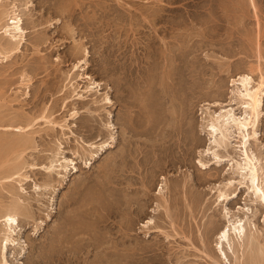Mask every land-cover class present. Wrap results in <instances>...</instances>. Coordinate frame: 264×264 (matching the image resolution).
I'll return each mask as SVG.
<instances>
[{
  "label": "rangeland",
  "instance_id": "374dc122",
  "mask_svg": "<svg viewBox=\"0 0 264 264\" xmlns=\"http://www.w3.org/2000/svg\"><path fill=\"white\" fill-rule=\"evenodd\" d=\"M22 1L25 41L0 57V123L35 121L15 152L25 177L0 182V204L17 198L32 215L18 218L9 264H223L217 233L243 217L238 207L250 209L258 239L224 249L232 263L257 264L264 208L243 189L218 200L236 184L223 186L230 161L211 164L206 125L209 111L228 108L231 79L258 80L256 65L264 73V0ZM259 132L264 157V103ZM231 134L230 154L218 152L238 161ZM84 203L97 206L90 220ZM77 227L87 234L75 242Z\"/></svg>",
  "mask_w": 264,
  "mask_h": 264
},
{
  "label": "bare ground",
  "instance_id": "6f19581e",
  "mask_svg": "<svg viewBox=\"0 0 264 264\" xmlns=\"http://www.w3.org/2000/svg\"><path fill=\"white\" fill-rule=\"evenodd\" d=\"M17 1L18 0H0V57L3 60L4 59L8 60V57L11 54L20 50L23 41H25L26 31L23 27V19H22L20 9H19V4L17 3ZM22 3H23V1H22ZM28 3H29V0H27V1L25 0V3H23L25 6H23V7H26V8H27V6L29 7ZM64 9L66 10L65 7H64ZM28 15H30V14H28ZM37 21H39V20H37ZM39 40H40V38H39ZM39 40L37 39L36 41H39ZM39 43H41V42H39ZM260 44L261 43L259 42V44H258L259 47L258 46L257 47L259 48L258 49L259 50V58L261 59L262 56H261ZM77 51H74L72 53L75 55V52H77ZM173 58H174V55H173ZM78 67H79V65H78ZM249 70H250V73H252L253 71L258 72V80L254 81L253 77L248 73L246 74L245 72L237 75L238 76L237 78L234 77L233 79H231L232 83L235 85V87H234V89L232 88L233 90H231L232 96L230 94L231 98H229L230 100L228 103V108H226V107L225 108L223 107L224 109L220 108L218 113H213V111H211L212 112L211 113L209 111V113H208L209 119L208 120H210V122L206 126H207V131L210 135V140H211L210 145L213 146V150L211 151V154L213 155V157H212L213 160H212L211 164H214L216 167H221L226 160H227V162L230 161V165H229V167H227L226 173L227 174L232 173L233 177H230L229 179L227 178V181L224 183L223 186L225 188H229V187L231 188V186H235V184H236L235 190L232 191V193H230V194L219 189V194L217 196L218 200L221 203L227 202L228 200L238 196L237 195L238 192H240L243 189V190H245V193H247L248 195L251 196L250 198L254 199L255 205L257 203L258 205H260L264 208V157H263V153H262V146H261L260 132H259V122H260V119L262 116L263 103H264V73L262 71V68H260V65H256L254 67H251ZM87 78H88V76H87ZM167 78H168V76H167ZM90 79H91V77H90ZM159 81H160V79H159ZM88 82L90 83V80ZM106 101L110 103L109 97H106ZM212 105H213V103H212ZM129 109H131V108H129ZM236 111H237V113H236ZM40 115H41L40 118L44 119L45 122H47L48 124L54 125L56 123L55 121L50 120L52 118H50L49 116L43 115V114H40ZM22 117L24 118L23 120L25 122H27L23 125L17 124L18 122L16 123L17 125H14L12 122L6 123V124L0 123V128L6 129L5 131H7V129H9L11 131L20 133V135H18L17 137H15V133H14L13 134L14 138L11 137V139L10 138H4V137H2L4 135H2V136L0 135V137H1L0 139H2V141L0 140V182L4 181L7 183V181H11V180L14 181V179L15 180L19 179V181H20V179L22 177L23 178L25 177L22 175L23 164H22V161L20 160V158H22V157L20 156L19 153L17 154L15 152L19 151V146H21V145L23 146V145L30 142L28 139L30 137H28L27 135H26V137H24L25 135H23V134H25V133H23V132H26L27 127L32 125V122L35 120L33 118L32 120L26 121L27 119H25V118L27 116L23 115ZM0 118L2 119V116ZM28 118H29V116H28ZM1 121H5V119H3ZM18 121H20V120H18ZM21 122L22 121H20V123ZM33 124H35V123H33ZM113 127H114V125H113ZM232 132L237 133L238 137H239V141H236V142H238V145H237V143H236V145H237V148L240 152V159L238 161L237 160L232 161L233 159H225L227 157V155H225L223 157L219 155L220 151H221V153L222 152H225V153L230 152V141L229 140L231 138H234V137H231ZM3 133H5V132H3ZM125 136H126V134H125ZM236 137H237V135H236ZM122 138H123V136H122ZM125 138H127V136ZM127 140H128V138H127ZM3 144H9V146L7 145V146L3 147L2 146ZM25 146H27V145H25ZM103 146L104 145H102L100 148H103ZM208 146H209V144H208ZM253 146H254V150L252 149ZM5 147H6V149H3V150L1 149V148H5ZM88 147H89V145H88ZM82 148H85V147L83 146ZM255 149H257L259 151V153H257L255 151ZM208 151H209V149H208ZM207 153L210 154V151ZM13 154H15V155H13ZM227 158H229V156ZM231 161H232V163H231ZM198 163H199L200 167L203 169H206L208 167L206 164L202 163L201 161H199ZM67 164H69V163H67ZM66 165H65V167H66ZM229 175H231V174H229ZM234 176L237 179H235ZM6 186H8V185L6 184ZM160 192H163L162 186L159 188V193ZM164 192H165V190H164ZM89 200H87V201H89ZM75 202H76V200H75ZM84 202H86V200ZM104 203H106V202H104ZM75 204H77V202ZM105 205L106 204H104V206ZM75 206H77V205H75ZM104 206L103 207L100 206V207H98V209L101 210V212H102V210H106L105 208H107ZM94 208L97 209V206L92 205L91 203H84V204L80 205V209H82V211H81L82 214L85 215L89 220L97 215L96 214L97 212H95L96 210L94 211ZM238 209H240L243 212V217L238 218L234 221L230 220L232 218L231 217L230 219H228V223L223 227V229L222 230L220 229L221 231H219L217 233L216 248L218 249L219 256H220V259L222 260L223 264H244L245 263L244 257H241V256L235 258L236 260H234V263H232L228 257L226 250L224 249V245L227 246L228 250H232V245L234 244L235 238L238 239V240L237 239L236 240H237V243L240 244L239 245L240 248H241V243H243L245 241L244 238L250 244L255 242L256 239H258L255 236V230H253V229H256V225L250 220V217H251L250 216L251 215L250 209L245 208V207H238ZM229 212L230 211H228L227 207L225 206L224 207V214L228 218H229ZM31 215L32 214L30 213V210L28 209V207L21 204L19 201H17V198L15 201H12V202L8 203L7 205L0 204V237H1L0 238V264H9V262L7 260V256H6V251H8L9 245H11L13 247L15 245V239L13 238V236L15 235V232H16L17 228L19 227V221H18L19 216L31 217ZM98 216H99V214H98ZM96 219H98V218H96ZM76 230L78 232H75V234L73 233L75 236H73V235L72 236L74 238L77 236L76 238H78L79 240H81L80 239V237L82 236L81 234H87L83 228H82V230L79 231L78 227H77ZM76 238L74 241L75 242L79 241ZM258 245H259V243H258ZM261 245H263V244H261ZM243 246L244 245H242V247ZM252 246H254V245H251L250 247H252ZM245 247H246V245H245ZM12 250H13V248H12ZM242 250H243V248H242ZM260 250H261L260 251L261 252V254H260L261 259L259 258L260 261L259 262L257 261V264H264V246H262V248ZM248 264H249V262H248ZM253 264H256V262L255 263L253 262Z\"/></svg>",
  "mask_w": 264,
  "mask_h": 264
}]
</instances>
